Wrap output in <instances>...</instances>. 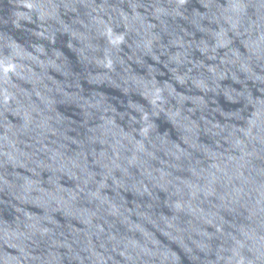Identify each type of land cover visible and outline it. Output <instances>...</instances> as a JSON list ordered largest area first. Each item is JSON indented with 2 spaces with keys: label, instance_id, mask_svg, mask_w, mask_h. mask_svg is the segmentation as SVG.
Wrapping results in <instances>:
<instances>
[{
  "label": "water",
  "instance_id": "water-1",
  "mask_svg": "<svg viewBox=\"0 0 264 264\" xmlns=\"http://www.w3.org/2000/svg\"><path fill=\"white\" fill-rule=\"evenodd\" d=\"M0 264H264V0H0Z\"/></svg>",
  "mask_w": 264,
  "mask_h": 264
}]
</instances>
